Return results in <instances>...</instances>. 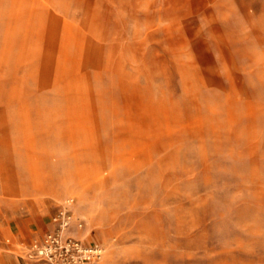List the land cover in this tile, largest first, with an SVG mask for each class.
I'll list each match as a JSON object with an SVG mask.
<instances>
[{"label": "rangeland", "instance_id": "1", "mask_svg": "<svg viewBox=\"0 0 264 264\" xmlns=\"http://www.w3.org/2000/svg\"><path fill=\"white\" fill-rule=\"evenodd\" d=\"M67 200L89 264H264V0H0V264Z\"/></svg>", "mask_w": 264, "mask_h": 264}, {"label": "built area", "instance_id": "2", "mask_svg": "<svg viewBox=\"0 0 264 264\" xmlns=\"http://www.w3.org/2000/svg\"><path fill=\"white\" fill-rule=\"evenodd\" d=\"M71 202L66 201L52 217V228L31 239L25 248L28 264H89L103 255L99 244H84L68 233L72 223ZM81 226V223H77Z\"/></svg>", "mask_w": 264, "mask_h": 264}]
</instances>
